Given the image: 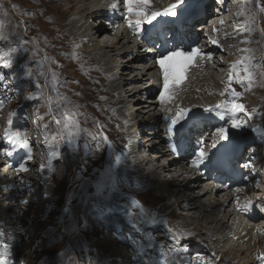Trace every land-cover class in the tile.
Returning a JSON list of instances; mask_svg holds the SVG:
<instances>
[{
  "label": "rangeland",
  "instance_id": "374dc122",
  "mask_svg": "<svg viewBox=\"0 0 264 264\" xmlns=\"http://www.w3.org/2000/svg\"><path fill=\"white\" fill-rule=\"evenodd\" d=\"M35 1L36 0H0V63L4 64L11 60L13 63L9 71L14 73L15 77L20 78L16 81L15 87H19L21 92L13 103L20 101L21 104H23L26 101V103L29 104L33 102L31 105H26V109H28L26 113L29 116L31 115L30 126L31 124L32 126L34 125L33 132H38V134L43 135L41 140L40 137L37 139V142H40L39 148H37L38 151H41L40 153L47 151L48 153L53 152L58 155L61 154L63 163L57 167L54 174L51 173L49 175L50 178L48 177L44 184L41 183L39 179V185L34 183L35 188L33 190H35V192L38 190L36 193L37 197L36 194H33V202H31L29 206L25 205L21 208L23 202L16 201L20 207L18 209L21 211L16 209L17 212L15 215L18 216L17 218H13L14 213H9L13 219V223H10V225L14 228V222L20 220L19 223L21 224L20 226L24 228V234L19 237L20 240L17 241L16 244L11 246L13 249L9 246L10 253L13 257L18 259H20L21 256L26 257L28 255L35 263L42 262L43 264H108L109 259L106 254L111 251L107 253L103 247H100V244L103 243L104 245V241L108 245L112 243L110 239L108 238L107 240L106 237L109 236V234L112 235V229L115 228L116 224L121 227V224L118 222L121 223L122 218H124L132 224L137 222L138 228L146 231L148 235L155 233V236H152L153 239L157 238V236L161 237V240L157 241V245H155L156 252L155 257L153 256L154 259L157 258L160 262H167V264L187 263V261H185V251H180V249L186 248V253L189 252V247L192 245L185 241V236L188 234L187 230H191L193 225L189 222L183 225L179 216H174L175 218H173L169 215L170 210L175 213L174 211L176 209L175 207L172 208V206L170 208L164 207V204L171 203L174 199L171 198L170 201H167L166 199H156L153 196H149L147 193L149 186L145 184L146 181L144 179L140 178L141 176L144 177L145 175H149V171L146 169L136 171L133 167L136 161L133 162L131 155H128L125 161L122 156V149L127 148V139L123 137L125 140L124 143L126 144L123 143L124 145L122 148H119L117 140L122 139V135L119 137L109 133L107 126L110 127L111 123L106 117L105 112L109 110L111 101L109 102V100H107L108 97L98 95L97 86L99 82L97 78L90 73V68L82 66L81 62L77 61V63L73 58L72 61L75 65L72 66L77 68L78 75L77 71H74L72 66L67 65V58L69 55H77L78 50L69 47V43L65 42L61 36H53L52 32L55 28L51 27L50 32H46V30L40 27L42 25L38 21L37 16L40 8L43 7H37L38 4H36ZM193 4L195 3L191 1L189 7L193 6ZM218 5L221 4L218 3ZM230 5L231 4L228 3L226 8L230 7ZM235 5L239 6L238 14L240 18L243 20L247 19L243 22V27L247 28L251 26L248 30L244 29L243 31L242 46H250L247 59L252 63L253 69L256 70L254 80L256 84L255 88H257L255 90L256 93L254 92L248 95V90H244V88L239 85L241 83L235 82L236 84H233L241 94L240 98L235 102L243 104L250 113L253 109L256 110L252 118L255 121H252V126H257L256 128L258 130L253 132L245 128L241 132V137H246V141L250 140V146L258 145L261 148V142L258 144L256 142L257 140L254 138L258 133L264 135V12L262 14L260 10L262 7L264 8V0H237ZM243 5L244 9H246L244 11L242 9ZM97 7L100 8L101 6ZM258 10L260 11L258 12ZM53 12L57 14L55 8H53ZM210 13L213 14L215 12L212 11ZM228 13L226 12V14ZM245 13L246 16L244 15ZM231 15L232 14H230V16ZM88 22H91L94 28H98L95 27V21L93 19H88ZM198 25L199 24L192 27V29L194 31L196 30L194 34H200V39H203L206 33H201L202 29H199L197 27ZM44 27L47 28L48 26ZM99 30L103 32L108 31V29ZM236 37L241 38V35ZM58 40L59 45L54 42ZM63 42H65V44ZM62 43L64 44L63 46ZM14 45L16 46L11 48ZM44 58L45 61H43ZM63 62L65 65L61 67ZM125 64V60L122 59L118 66L122 67L125 66ZM27 67L32 69L31 79H29L30 76L28 78V72L23 73V70ZM258 69H260V71ZM120 70L122 71V69ZM120 70H118L119 73H117V76L121 78L118 80L119 84H125L127 80L124 79L127 78V75H129L128 78H133L134 73H136V70L132 69L130 73L124 76L120 75ZM214 74H216V72ZM105 76H108V74H105ZM44 77L45 79H43ZM150 80L149 78L145 79L140 84L138 83L139 86L135 84L141 88V92L136 98H123L127 100V102L129 101L128 104L124 106L120 105L123 112L131 110L134 105L148 104V102L144 103L143 95L145 91L150 88V85H148ZM37 85H39V87H37ZM132 86L134 85H131V87ZM159 91L160 90L154 91V96L157 99ZM255 99H257L258 102H256ZM214 100H216L217 103L225 104L232 102V97L230 94L222 96L218 93L215 95ZM100 101H104L105 103L102 104L101 107H98L97 104L100 103ZM198 105L200 104L195 105V108L198 107ZM19 106L20 105L17 106V109ZM220 111L229 112L225 109H221ZM7 112L5 108L4 113L0 112V120L2 121L0 125L2 124L1 131L3 132H5L9 120V117H6L8 115ZM111 113L112 112L109 114L111 115ZM152 113L150 116L156 114V112ZM203 113L204 111L199 112L200 115ZM213 113L215 114V112ZM25 115L26 114H24V117ZM193 115V113L189 112V118ZM15 117L20 120L23 118V114L15 113L12 115V118L15 119ZM189 118H187L185 122L188 121ZM103 122H106V124ZM137 122L134 121L133 118L127 125L135 126ZM104 125L107 126L104 127ZM164 125V118L161 117L160 123H158L156 127L160 134L159 137L162 138L166 136V138H172L173 136L171 135L177 130L167 133ZM191 125L192 123L189 126ZM115 126L116 125L111 127H113V130L117 131ZM107 131V136L111 139L113 137L117 141L113 142L115 144L116 153L107 155V157L105 156L100 163L98 160L100 154L103 153L107 140L103 138V133H107ZM180 132L186 133V131ZM20 133L22 132L20 131ZM23 133L25 132L23 131ZM192 136H194L193 132ZM263 137L264 136H262L260 141ZM189 140V143L193 146L192 138ZM68 141H70L71 148L74 149L73 152L76 153V155H72L73 157L70 156L69 152L60 150L63 143L66 144ZM44 144L46 146H44ZM191 148L193 151L190 158L194 156L197 147L193 146ZM254 148L255 147H253V149L249 148V150L252 149V151H254L253 154L256 152ZM175 156L176 154L171 155L168 153L162 160H159V163L163 164L166 159V161H168L166 164L170 163L169 166L172 167V169L178 170L184 165L182 161H179V159H168V157L174 158ZM242 158H244V154ZM172 162H174V164H172ZM105 163L107 165H105ZM129 170L135 172V176L132 175ZM47 171L48 170H46V172ZM2 173L3 169L0 170V174ZM199 174L202 175V173ZM19 179L23 180L22 177ZM168 179L169 178L163 179V182ZM8 180L9 177H5V181ZM41 184L43 185L41 186ZM42 188H44V190ZM5 189L6 188H3L2 194H0V206H2L1 208L4 214L15 211H5L4 209L6 205L9 204L7 202L11 201L5 198L8 197L7 195L3 196V192L6 191ZM46 191L48 192L47 194ZM16 199H18V197L14 200ZM10 205L11 204H9V206ZM120 205L121 208L127 206L129 209L117 212ZM18 213L19 215H17ZM196 214L197 213L194 215L196 216ZM41 215L42 222L40 219H37L40 218ZM109 219H113V221ZM151 223H156V225L149 227ZM203 225L204 224H202V228L205 226ZM133 226L135 227V225ZM15 232L17 235L19 234V231ZM107 232L111 233L107 234ZM46 238L48 239L46 240ZM147 243L148 242H145V244ZM74 246L77 248H74ZM117 249L120 250L119 246ZM117 249H113V253L110 254L113 255L118 253ZM190 254H192L191 251ZM238 257L242 260L244 259L243 254L242 256L238 255ZM223 260L222 257L220 261L213 257L209 259L211 264H226ZM1 261H3L2 258L0 262Z\"/></svg>",
  "mask_w": 264,
  "mask_h": 264
},
{
  "label": "bare ground",
  "instance_id": "6f19581e",
  "mask_svg": "<svg viewBox=\"0 0 264 264\" xmlns=\"http://www.w3.org/2000/svg\"><path fill=\"white\" fill-rule=\"evenodd\" d=\"M191 1L193 0H184V3L180 6L178 15L176 17H158L157 21H153V24H155L158 28L164 29L163 33H166L163 36H159L157 40L159 42V46L155 47L154 45L156 42L149 37V32L146 33L144 31V29H149L151 31L150 25L143 24L139 35L136 34V31L133 28L129 27L128 21H131L134 24L137 20V17L126 15V11L123 6V0L35 1V3L38 4L37 7H43L40 8L39 14L37 16L38 21L42 25L40 27H42L43 30H46V32H50L51 27L55 28L52 32L53 36H61L65 42L69 43V47L78 50L77 55H69V57L67 58V65H75V63L72 61V59L74 58L76 62H81L82 66L90 68V73H92V75H94V77L97 78L99 82L97 86L99 92L98 95L108 97L107 100H109V102L111 101V106L109 110L105 112V115L109 119L111 126L116 125L115 127L117 131L113 130V127L111 126H106L109 130V133H112L113 136L117 135L119 137L122 135V139H118L117 142L115 138L112 137L111 139L109 138V136H107L108 131L107 133L104 132L103 138H106L107 140L105 148L103 149V153L100 154L98 162L101 163L102 159H104L105 156L107 157V155H113L116 153L115 144L113 142H117L119 148H122V146L126 144L124 143L125 140L123 139V137H125L128 141L129 137L133 136L136 133V131L130 132V128H137L139 135L142 137L144 136V132L140 131L141 127L151 126L155 129L158 123H160L161 117H163L165 122L164 126L166 128V132L168 133V123L170 122V119L175 116V113L178 109H189L192 113L199 114V112L204 111L205 108H214L217 105L216 100H214L215 95L218 93L221 94L225 90L223 81H219L214 77V75L216 76V74L214 73L216 72L217 68H221V66L228 65L227 67H229L230 69L232 68L233 64H237V68L235 70H230L232 74H234L233 76H238L240 79L241 77L246 76L248 82L251 81L249 93L247 94L250 95L254 92L256 93L255 90L257 88H255L256 84L254 80L256 70L253 69L251 65L252 63H250V61L247 59L248 49L250 46H242L243 38H237L236 36H234V27H229L230 24H234V20H230V18H232L233 16L234 19H236L238 16L237 13L239 6L235 5L237 0H219V2H217V6L215 5V8H218L219 10V14L216 12L211 14L210 12L212 11L200 13V24L197 27L199 29H202L201 33H206V35L203 36V39H200V34H194L193 38L190 41V46L186 49H183L181 46L179 47V45L180 41L185 42V40H187V37L184 33L188 32V28L185 27L183 28V30L180 29V31H178L176 30L174 25L176 19L180 17L179 15L183 12V10L189 8ZM175 2L176 0H150L151 6L148 11H163L170 4H173ZM202 2L203 4H205V6H210L212 1L202 0ZM218 3L221 5H218ZM228 3L231 4V8L227 7V9L226 6L228 5ZM114 4L116 5L115 9L112 8V5ZM97 6L101 7L98 8ZM53 8H55L57 14H54ZM257 8L259 9L258 6ZM242 9L243 11L246 10L244 9V5ZM203 11H205V9H203ZM259 11L260 10H258V12ZM226 12L232 13L231 17H229V13L226 14ZM244 15L246 16V13ZM95 17H105L108 20H111L113 18L111 20L112 23L109 24L110 30L108 28V31L111 35H106L105 33H103V31L97 30L98 28H93V24L91 22H88V19L91 18L94 20ZM192 17V19L195 18L194 16ZM44 26L48 27L46 28ZM239 35L241 34H237V36ZM213 40L216 41L215 44L210 43V41ZM54 42L59 45V40ZM65 42L63 43L65 44ZM63 43L62 46L64 45ZM192 47L199 48L201 53L204 54V57L197 58L194 61L193 66H191L187 70L186 79L179 88L174 89L175 98L171 102L160 104L158 102V99L153 94V96L149 99L150 101H147L148 104L134 105L131 110H126V112L122 111L120 105L124 106L129 102H127V100L123 98H136L141 92V88L138 87V83L140 84L145 79H151L148 85H150V88L155 89L153 91L161 89L162 78L160 75V69L155 63V58H157L160 54L166 53L168 50L174 48L179 50H190ZM209 55L212 57L210 60L207 58ZM216 56H219L218 59L220 66L215 65L214 59L216 58ZM122 59L125 60L126 64L125 66L120 67L118 65L120 63V60ZM64 65L65 64L63 62V65H61V67ZM143 65L145 66V68ZM245 65L247 66V71H245ZM72 68L78 73L77 68H75L74 66H72ZM120 69H122V71ZM132 69L136 70L133 78H128L129 75H127V78L124 79L127 80V82H125V84H119L118 80L121 78L117 76V73H119L118 70L121 71L120 75L126 76V74L130 73ZM258 70L260 71V69ZM105 74H108V76H105ZM45 77L43 79H45ZM220 78H222V76ZM135 84H137L138 86ZM131 85L134 86L131 87ZM8 90L9 89L6 88V90L3 92L7 100H9L11 94ZM153 97L155 98V102H152ZM255 101L258 102L257 99H255ZM104 103V101H100V103H98L97 105L98 107H101ZM197 104L200 105L195 108V105ZM18 105L14 106L12 103H10V110L14 113L15 111H17ZM110 112H112L111 115L109 114ZM152 112H156V114H153ZM151 113L154 116H150ZM211 115L212 112L204 111V113L200 116L209 117ZM224 115L226 116V114ZM229 117L230 115L226 117L225 126L227 127H229L227 123ZM133 118L134 121H138L137 124L135 123V126L127 125L129 124L128 122H130L131 119L133 120ZM197 121L198 123L196 122V126L201 129L193 131L194 135L197 134V139L193 146H196L198 149L199 147H202L205 140L208 139L206 135H200V131L211 133L213 128L209 127L211 125H209L208 122L203 123L204 127H200V119H197ZM252 121L255 122L253 119H250L251 124H253ZM104 124H106V122ZM193 124L194 122H192V125L188 127V130L185 134L184 132L179 131L180 125H178L177 131L173 135H171L173 136V138H182V141L177 142V149L178 151H182L183 153H185V155H180L181 152L179 153V155L182 156H179V161L181 160L182 164L184 165H182V167H180L178 170L172 169V167L169 166L170 163H159V160H162V158L167 156L168 153L171 155L178 154L176 150H173L171 152L166 149V137L164 141H159L156 146L150 147V149L147 151L143 150L141 154L139 153L137 155L134 154V150L130 148V143L127 144V148L122 149L123 159L126 161L128 155H135L136 158H134L137 159L138 162L134 163V169L136 171H142L145 169L149 171V175H145L144 177H140L139 175L141 179H144L146 181L145 184L149 186V189L147 191L149 196H153L156 199H166L167 201H170L171 198L174 199L173 202L164 204V207L170 208L172 206V208L175 207L176 209L174 211L175 213L170 210L171 213L169 212V215H171L173 218L179 216L181 218L180 221L183 225L187 222L193 225L192 229L188 231L189 239H191L190 242H194V238H202L201 243L195 244V248L200 250V247H205L203 250L204 254L195 251H191L192 254H190L189 250V252H187L188 254L185 256L187 260L186 264H201V259L209 261L211 257L216 258L219 261L222 257V259H224L223 261H225L226 264H264V261L260 259V257H264V225H262L264 224V212H261L257 206H254L255 204L260 205L258 204L260 201H263L264 205V183L260 184V176L256 178L259 175L260 166L264 169V142H261L263 139L259 141V143L261 142L260 145H262L261 150L259 149L260 147L258 145L249 146L252 149L253 147H255L254 149L256 150V152L252 154L256 160V162L252 164L253 170L257 172L255 176H253L248 182H245L244 179L240 178L233 185L229 187H222L223 180L215 175L214 172L216 170L215 168H213L215 166H212L211 164L215 158V155L219 152L217 151V149L212 147L214 138L208 141L206 147H202L209 156L206 164L202 166L200 170L191 166V161L195 159V156H193L194 158H190L193 151L191 147L193 146H191V144L189 143L191 147L189 146L188 148H186L185 144L187 142H190L189 139L193 138L194 136L191 135L190 138H187L185 140V135L189 133V128H192ZM15 125L16 124L12 121L11 128H13ZM106 126L104 125V127ZM251 129L252 128H250V130ZM156 130L158 135H160L158 132V128H156ZM242 131L243 130L233 131L230 129L233 142H237L238 140L243 142L249 141H246V137H241ZM18 134L20 137L23 136L20 131L18 132ZM146 135L150 134L146 133ZM153 136L155 137L156 135L153 134ZM262 136L264 135H261V133H258L256 135L257 139H261ZM146 137L147 136L142 138ZM12 140L17 144L16 138H13ZM153 140L155 139L153 138L149 141ZM146 141L148 142V140ZM201 141H203L202 144ZM217 147H219V142L217 144ZM197 149H195V151ZM22 150L23 149L17 151V158L21 156ZM149 154H151V157H149ZM243 154L244 153L241 154V158ZM172 164H174V162H172ZM5 165L10 166L11 170L14 171V175H10V173H8V175L0 174V194H2V189L6 188L5 190L7 192H3V196L7 195L8 197H5L7 198V200L12 201L17 198L18 194H20L21 186L25 187L26 191L29 192L31 189L35 188L34 183H40L38 177L35 176L36 171L33 172V174L31 173L28 175H20L19 173H17L16 169L18 167V164H16L15 160H5ZM105 165L107 164L105 163ZM205 167H208V169ZM1 169L2 167H0V170ZM129 172L132 175L135 174V172H133L132 170H129ZM199 173H202V175ZM9 176V180L5 181V177ZM20 177H22L23 180L19 179ZM165 178L169 179L163 182V179ZM42 189L44 190V188ZM33 191L34 195L38 192V190L36 192L35 190ZM47 193L48 192L46 191V194ZM221 194H226L227 203H224V201L221 200ZM237 200L239 201V207L237 205ZM245 201H251L252 203V208L248 210L249 214H246V212L244 211ZM18 208H20L19 204L16 203V205L11 204L10 206L9 204H7L4 209L5 211H16V209ZM195 213H197L196 216L194 215ZM37 219H40L41 221L42 215ZM10 223L11 220L9 219L8 224L10 225ZM202 224L205 225H203V228ZM14 225L15 230L17 232L19 231L21 234H18L19 236L16 234V232L12 234L13 237L9 241L10 247L16 244V242L20 240L19 237L24 234V228L20 226L21 224L19 222L15 223ZM108 233L111 232H107V234ZM106 238L108 240L110 236H107ZM204 244L207 245L205 246ZM9 246L4 252V257L8 261L13 260L17 263L18 258L12 256ZM100 247H103V249H105L107 253L111 251V254L113 253V249H115L114 244L111 243L108 245L105 241L104 245L103 243L100 244ZM74 248L77 247L74 246ZM242 254L244 256L243 260L238 257V255L242 256ZM130 256L131 254L129 253V249H127L126 257L124 258H130ZM191 256H194L193 260L190 259Z\"/></svg>",
  "mask_w": 264,
  "mask_h": 264
},
{
  "label": "snow or ice",
  "instance_id": "6c2138e0",
  "mask_svg": "<svg viewBox=\"0 0 264 264\" xmlns=\"http://www.w3.org/2000/svg\"><path fill=\"white\" fill-rule=\"evenodd\" d=\"M184 3V0H176L175 3L170 4L163 11H151L150 8V0H123V6L126 11L127 16H135L137 17L136 22L133 24L131 21H128L129 27L133 28L136 31V34H140V30L142 29L143 24L152 25L153 21H157L158 17H176L178 15V10L180 6ZM112 8L115 9L116 5H112ZM264 12V8L260 9ZM146 33H148L149 29H144ZM210 43L215 44L216 41H210ZM204 54L201 53L200 49L197 47H192L190 50H179V49H171L166 53L160 54L157 58H155V63L160 69V75L162 78V87L159 91L158 102L160 104H165L171 102L175 98L174 89L179 88L186 79L187 70L193 66L194 61L197 58H203ZM209 60L212 58L210 55L207 57ZM12 61L9 60L4 64H0V67L9 68L12 66ZM240 63V62H238ZM237 68V64L232 65V69L235 70ZM247 66L245 65V71H247ZM3 81V76L0 75V82ZM233 82V75L230 74L227 85H231ZM237 83L243 84L242 80L237 78ZM249 84L251 81L248 82ZM39 87V85H37ZM231 95L232 102L225 104H217L215 108H205V112H215V114L219 117L220 120L225 119V115L221 109H225L231 113L227 123L229 127H224L223 125L215 128L213 132L214 140L212 147L220 150L228 149L229 145L232 144V135L231 130L241 131L248 127L246 121H242L238 117V113H244L248 119H252L256 110L253 109L251 113L245 111L244 105L241 103H236L235 101L240 98V93L232 89L231 87L226 86L224 92L221 93L222 96ZM2 106V105H0ZM189 109L180 108L176 111L175 116L170 119L168 123V132L171 133L177 130V126H182L181 122L189 118ZM8 128L5 129L4 139L11 140L16 138L17 144L20 148L27 149L29 147L27 141H22L19 139L18 133H13L11 131L12 118L11 114L8 120ZM253 132L257 131V128L254 126L251 129ZM219 142V147L217 144ZM261 142H264L262 140ZM203 141H201V144ZM7 156H11L12 152L8 151L6 153ZM195 159L191 161V166L201 169L202 166L206 164V161L209 159L208 154L203 150L202 147H199L194 152ZM246 166V165H245ZM17 172L27 171L24 164H21L17 169ZM237 205L239 207V201L237 200ZM261 212H264V205H257ZM252 208L251 201H245L244 211H248ZM180 251H187V249H180ZM0 256H4L3 253H0ZM262 261H264V257H260ZM4 264H7V261H4ZM201 264H211L210 261H205L201 259Z\"/></svg>",
  "mask_w": 264,
  "mask_h": 264
}]
</instances>
